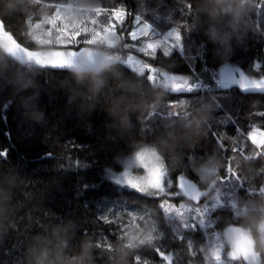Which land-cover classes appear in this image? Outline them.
Segmentation results:
<instances>
[{
  "label": "trees",
  "instance_id": "1",
  "mask_svg": "<svg viewBox=\"0 0 264 264\" xmlns=\"http://www.w3.org/2000/svg\"><path fill=\"white\" fill-rule=\"evenodd\" d=\"M52 2L57 11L70 3L88 5L82 8L95 10L91 19L99 15L93 9L97 5L111 6L110 0ZM122 3L143 16L153 37L176 32L175 43L146 49L156 57L152 60L124 50L122 37L114 36L113 44L91 39L82 50L102 51L103 58L81 68L21 62L0 47V152L7 153L0 156V264H36L41 252L50 264H132L131 258L142 248L140 255L153 264H203L210 234L218 232L228 243V230L241 227L253 232L258 248L264 249V176L259 174L264 152L252 139L256 147L251 148L247 140L229 138L238 129L264 130V116L255 114L264 112V92L224 82L232 75H225L226 68H236L235 74L242 71L252 81L264 79V7H257L259 0ZM51 12L45 0H0L5 26L31 50L51 51L60 39L57 34L44 43L38 39L35 25ZM206 16L228 17L204 35L200 22ZM95 26L104 29L96 21ZM79 31L83 30L69 32ZM226 38L227 49L218 63L211 64L212 47ZM127 54L157 67L151 82L137 70L147 67L146 62L133 69L124 65ZM180 100L169 107V102ZM210 128L229 136L223 137L227 153L216 144ZM243 143L250 150L237 152ZM68 145L78 147L65 148ZM147 146L159 151L176 182L183 174L198 190L207 191L199 197L205 204L211 202L213 210L201 215L190 207L189 222L194 223L185 227L179 218L164 213L163 198L119 186L110 173L121 171L125 158ZM229 159L245 188L222 183ZM111 200L150 211L160 221L162 238L157 235L151 245L116 238L115 225L97 220ZM173 222L184 236L176 233ZM100 233L111 240L109 246L98 247ZM154 244L168 255L161 258L147 249Z\"/></svg>",
  "mask_w": 264,
  "mask_h": 264
},
{
  "label": "snow or ice",
  "instance_id": "2",
  "mask_svg": "<svg viewBox=\"0 0 264 264\" xmlns=\"http://www.w3.org/2000/svg\"><path fill=\"white\" fill-rule=\"evenodd\" d=\"M46 3H48L51 8L52 12L50 13V16L57 15V4L53 3L52 0H45ZM111 6H105L103 4L99 5V8L97 9L99 15L95 17V21L99 24L103 25L105 29H109L112 33L115 34L116 37H122V44L124 50H135L138 53H141L145 56L150 57L152 60L156 59V57L148 55L146 52V49L151 48L153 45L152 43H149V41H154L157 45L160 43L159 41L155 40L151 33V26L149 23H147L143 16L139 13H131L127 9L126 5L122 3V0H110ZM188 10L191 11V5H188ZM257 7H264V0H259V3L257 4ZM103 16V20L100 19V17ZM132 17L131 22L127 23V18ZM54 25H57V22L53 20L51 23L45 25L46 29L52 30L55 32ZM0 29L3 30V36L2 39L5 41H15L17 46V51H14L15 55H18V57L22 60L28 59L31 61L33 58H35V62L40 65H58V66H73L72 63L69 61V57H75L79 55V53L82 51V46L84 44L91 45V37L87 31H79L75 34H72L69 32L67 34V38L64 39L63 37H60L57 43L53 44L51 47L50 52L46 53H36L33 52L31 49H24L20 43L14 38L13 34L7 29L5 26L4 18L0 17ZM174 33L172 32L171 35ZM182 36V33H180ZM65 49L64 51L58 50V49ZM75 49V50H73ZM9 51H13L12 49H9ZM27 53V57L24 55V53ZM158 52V49H157ZM162 55V53H160ZM41 57H47L46 59H42ZM127 60L124 65L130 66L132 69L136 67V64H143L146 62L147 67H139L137 70L149 81H152V73L157 68L154 66L151 62L146 61L142 58H137L132 54H127ZM87 60L89 63H94V57L88 56ZM176 76L175 74H173ZM177 90V89H176ZM191 91V89H188ZM180 101L175 102H169V107H173L181 103ZM256 115L264 116V112L255 113ZM221 123H224L221 121ZM264 127V126H262ZM211 131L212 137L215 139L216 144H219L221 146V149L227 153L229 151V148L225 145V139H223L224 136L229 137L226 132L222 133L220 135L217 134V132L212 131L211 128L209 129ZM261 135L264 134V131H260L256 127H252L251 131H248L245 133V131L238 129L236 132L235 137H229L231 139H234L236 141L240 140L242 142L243 140H247L250 142L251 148L256 147V145L252 144L251 141V135ZM243 148H240L237 146L236 151L237 152H248L250 150L249 144L243 143ZM71 147V149H75L76 145H68L65 146V148ZM232 151V149H230ZM264 150V145H261L258 151ZM6 151L0 152V156H6ZM71 158V154L68 155L67 159ZM257 159H259V156H257ZM138 160L141 163V167L144 169L143 175H132L130 172H124L123 176L125 178V183H127L129 186L135 188L136 190L140 191L141 193H148L150 190L153 191V194L156 195L158 198L161 199V208L164 211L165 214H174L176 212H182V211H188L189 207L194 208V211L196 214L205 215L211 208V202L208 204H205L203 197H196L192 194V190L196 187L194 182L191 183H182V181L187 180L181 175L180 178H178L175 187L177 188L176 192H171L168 190V184L165 181L164 177L167 175L163 172V170L160 171L159 175H154V169L153 167H150L147 163H144L142 158L138 157ZM75 163H80V161H75ZM259 174L264 176V168L259 169ZM189 181V180H187ZM222 183L225 185L232 187V188H245V183L240 180L239 175L237 173L232 172L231 168V162L229 159V167L225 172V175L221 177ZM235 181V183H234ZM177 196L183 197L182 201L180 203H175V198ZM203 201V202H202ZM213 210V209H212ZM47 215V213H45ZM140 214H136L133 212H123L119 213V216H117V213L113 214L111 210H109L108 213L101 215L97 217V220L99 222H102L104 224L108 225H115V235L116 238L120 236V234L123 232L126 225L131 223L133 219H136L139 221ZM145 219L151 218L154 220L150 215H147L144 217ZM196 218L199 219V215H196ZM187 227V225H185ZM195 227V225H193ZM18 231V230H17ZM87 235V233H86ZM99 240H98V247H106L109 246V241H111L107 236L103 235V233L99 234ZM162 237L159 235L158 240ZM182 239V238H181ZM155 251V253L160 256L161 258L166 257L168 254L161 251L159 247H157L155 244L151 248H147ZM144 250V248L138 250L136 254L133 255L131 258L132 264H153L151 260L148 258H145L140 255V252ZM223 259V257H221ZM233 261H237V259H244L243 257L239 258H231ZM167 264V262H166ZM244 264H248L247 260H244Z\"/></svg>",
  "mask_w": 264,
  "mask_h": 264
},
{
  "label": "rangeland",
  "instance_id": "3",
  "mask_svg": "<svg viewBox=\"0 0 264 264\" xmlns=\"http://www.w3.org/2000/svg\"><path fill=\"white\" fill-rule=\"evenodd\" d=\"M82 1V0H80ZM244 1V0H243ZM80 2L75 3V5L72 3L66 5V6H60L61 9H58L57 15L55 16H45L41 24L35 25L37 30H39L38 39L40 42L44 43L48 39L50 40L53 38L56 34L60 38L63 37L65 34L69 33L71 30H83L87 31L91 37V39H98L100 41L105 40L106 43L113 44L114 41L117 40V38H113L115 34H113L109 29H99L97 26H95V19H91L90 17L93 15V11L91 9H83L86 7H90L88 5H79ZM83 7V8H82ZM99 5H97L93 9H98ZM240 6L236 7L235 13H239ZM228 16H223L220 19H214L211 17H203L200 22L201 30L204 35H206L209 30H211L213 27L219 25L221 22L225 21ZM53 20L57 22V25H54L55 32L52 30L46 29L45 25L51 23ZM39 26V27H38ZM76 32H73L72 34H75ZM152 33V31H151ZM172 32H167L166 37L164 38H158L159 36H155V40L162 42L164 45L175 43V39L178 37V34L176 32H173L174 34L171 35ZM61 34V36L59 35ZM229 38H226L225 40L214 44L212 47V51L210 53V62L211 64L218 63L220 56L223 54V52L227 49L229 45ZM168 41V43H167ZM158 45H162V44ZM152 45L157 46V44L153 41ZM83 62L84 64H94L96 65L100 58H103V52L102 51H95V50H83ZM94 57V63H89L87 60L88 56ZM79 57V55H77ZM76 57V56H75ZM75 57H69V59L73 62ZM84 66V65H83ZM237 71L236 68H226L225 75L231 74L236 75L235 72ZM231 76V75H230ZM228 78V77H227ZM260 131H264L261 128H257ZM251 139L254 143H256L258 146H261L264 144V134L261 135H251ZM264 152V150H262ZM138 157L142 158L144 163H147L150 167H153L154 169V175H159L160 171L163 170L165 174H167L164 179L168 184V190L171 192H176L177 188L175 187L176 181L173 178L174 175H172L169 168H167L165 160L163 156L159 153V151L153 147V146H147L144 148L139 149L135 153L131 154L127 158L123 160V169L121 171L117 172H111V177L115 180V182L122 187H131L127 183H125V178L123 176L124 172H130L132 175H143L144 169L140 168L141 163L138 160ZM181 177V176H180ZM179 177V178H180ZM178 180V179H177ZM182 183H191V181H182ZM133 188V187H131ZM199 188L196 186L192 190V194L196 197H199V195H205L206 193H202L201 190H198ZM148 193H153L152 190H150ZM179 197V196H177ZM175 203H177L175 201ZM178 204V203H177ZM111 212L113 214L117 213V216H119V213L123 212H133L136 214H140L139 221L136 219H133L131 223L125 226L123 232L120 234V236H124L127 239V242L129 243H136L140 242L142 239V236L145 232L155 229V234L161 235L162 229L159 223V220L156 219L152 213L148 210H142L136 207H132L124 202L120 201H106V203L103 205L101 210V215H104L106 213ZM190 207L188 211H182V212H176L174 214H167L170 217H177L182 222V224L190 225L194 223L193 221L189 222V213ZM150 215L154 220L151 218L145 219L144 217ZM201 225L204 226V223H201ZM173 227L176 233L179 236L183 235V230L181 227L176 223L173 222ZM231 230L229 229L227 234H225L227 240H228V234ZM263 231V241H264V225L262 226ZM262 240V238H261ZM229 246V243L225 241L221 234L218 232H214V234H210L208 237V242L206 246L204 247V263L203 264H241L240 259H237V261H233L231 258H238L237 255L234 253V251L227 247ZM223 257V259L221 258ZM159 264H165V261H162ZM191 264H197L196 262L192 261Z\"/></svg>",
  "mask_w": 264,
  "mask_h": 264
},
{
  "label": "water",
  "instance_id": "4",
  "mask_svg": "<svg viewBox=\"0 0 264 264\" xmlns=\"http://www.w3.org/2000/svg\"><path fill=\"white\" fill-rule=\"evenodd\" d=\"M3 30L0 29V47L6 53L13 55L16 59L20 60L21 62L29 61L27 58L22 60L18 57V55L14 54V51H17V46L15 41H5L2 39ZM20 45L24 49H29L22 45ZM12 49L13 51H9ZM36 53H46L42 50H33ZM50 52V51H48ZM24 55L27 57V53L25 52ZM77 60L83 58V52L79 53V57L76 56ZM42 59H46L47 57H41ZM35 61V58L32 59ZM31 60V61H32ZM67 66V65H66ZM69 67V66H68ZM77 68H81L80 65L76 66ZM227 84H233L240 86L243 90L248 92H264V79L260 81H251L244 73L240 72L238 75L230 76L229 78L224 80ZM215 182L211 184L214 186ZM206 193V192H204ZM229 245L232 250L239 256L243 257L244 260H247L248 264H263L264 262V255L261 250L258 249V244L255 241L254 234L247 228H238L234 229L229 233ZM259 253V255H257Z\"/></svg>",
  "mask_w": 264,
  "mask_h": 264
},
{
  "label": "clouds",
  "instance_id": "5",
  "mask_svg": "<svg viewBox=\"0 0 264 264\" xmlns=\"http://www.w3.org/2000/svg\"><path fill=\"white\" fill-rule=\"evenodd\" d=\"M93 86L94 83H93ZM156 234H155V229H151L147 232H145L142 236V239L140 241L141 245H151L155 239H156ZM125 243H127V241H125ZM88 248L89 246H85L84 247V255L87 256L88 255ZM262 251H264V249H262ZM257 255H259V253H257ZM36 264H50V262L48 261V256L45 252H41L39 254V256L37 257V261Z\"/></svg>",
  "mask_w": 264,
  "mask_h": 264
},
{
  "label": "flooded vegetation",
  "instance_id": "6",
  "mask_svg": "<svg viewBox=\"0 0 264 264\" xmlns=\"http://www.w3.org/2000/svg\"><path fill=\"white\" fill-rule=\"evenodd\" d=\"M77 58V57H76ZM70 61V60H69ZM84 60H83V58H80L79 60H75L74 62H71L72 63V65H75V66H83V64L85 63V62H83ZM79 64V65H78ZM66 66V65H65Z\"/></svg>",
  "mask_w": 264,
  "mask_h": 264
},
{
  "label": "bare ground",
  "instance_id": "7",
  "mask_svg": "<svg viewBox=\"0 0 264 264\" xmlns=\"http://www.w3.org/2000/svg\"><path fill=\"white\" fill-rule=\"evenodd\" d=\"M159 223H160V221H159ZM176 224V223H175ZM161 225V224H160ZM188 240H189V242H191V238L190 237H188Z\"/></svg>",
  "mask_w": 264,
  "mask_h": 264
}]
</instances>
